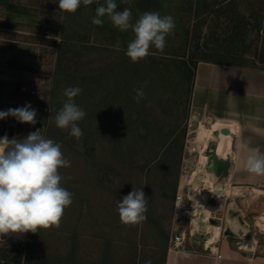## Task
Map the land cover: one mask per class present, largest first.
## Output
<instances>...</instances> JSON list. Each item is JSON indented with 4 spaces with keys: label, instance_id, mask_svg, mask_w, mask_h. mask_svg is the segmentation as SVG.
I'll list each match as a JSON object with an SVG mask.
<instances>
[{
    "label": "rangeland",
    "instance_id": "rangeland-1",
    "mask_svg": "<svg viewBox=\"0 0 264 264\" xmlns=\"http://www.w3.org/2000/svg\"><path fill=\"white\" fill-rule=\"evenodd\" d=\"M115 2L118 11L131 10L132 23L144 12L171 15L175 28L163 50L152 46L132 62L131 29L121 32L107 16L101 26L92 24L105 0L75 13L59 10L58 0H0V111L30 104L37 121L0 120V138L23 139L40 129L60 143L71 162L59 170L61 184L73 193L58 227L0 237V264H164L176 194L186 190L206 150L202 130L209 121L190 107L197 64L264 69V0ZM68 87L82 89L74 98L86 113L80 140L54 122ZM138 88L145 93L139 102ZM229 186L219 198L226 202L222 219L213 223L216 244L228 239L233 249L251 251L253 263L264 262V187ZM140 188L147 219L124 224L118 202ZM228 228L234 236L224 234Z\"/></svg>",
    "mask_w": 264,
    "mask_h": 264
},
{
    "label": "clouds",
    "instance_id": "clouds-1",
    "mask_svg": "<svg viewBox=\"0 0 264 264\" xmlns=\"http://www.w3.org/2000/svg\"><path fill=\"white\" fill-rule=\"evenodd\" d=\"M94 0H58L59 10L75 13L82 5H91ZM115 0H105V4L95 9L92 24L101 26L107 16L114 27L121 32L129 29L134 38L128 43L126 56L132 62H139L149 54L154 46L163 50L166 37L173 32L175 21L171 15L161 16L159 12H144L132 23V13L128 8L117 10ZM119 47V42L117 43ZM79 87L64 90L67 98L54 117L56 127L70 129V135L77 140L83 135L78 122L86 113L74 101L81 93ZM134 100L139 102L145 93L143 88L133 89ZM51 111V109H50ZM14 117L20 123L36 124V110L30 104L24 107L0 111V120ZM243 163L250 174L264 175V153L259 147L249 148ZM233 160L237 157L233 155ZM64 157L61 144L45 138L40 129L29 133L26 138H0V237L6 234L37 233L38 229L58 227L64 210L73 203V193L61 184L63 177L59 170L70 167ZM117 211L124 224H139L147 219V200L140 189H133L118 202ZM144 264H152L146 260Z\"/></svg>",
    "mask_w": 264,
    "mask_h": 264
},
{
    "label": "crops",
    "instance_id": "crops-1",
    "mask_svg": "<svg viewBox=\"0 0 264 264\" xmlns=\"http://www.w3.org/2000/svg\"><path fill=\"white\" fill-rule=\"evenodd\" d=\"M190 107L196 116L218 124L221 134L230 139V185L242 190L264 187V175L250 174L244 169L248 153L240 148L241 144H247L249 148L259 147L264 153V69L199 62L194 73ZM227 129L229 133L223 131ZM233 155L236 160L232 159ZM170 240L164 264H264L263 261L253 263L251 251L242 250L240 246L238 250L233 249L228 239L221 237L216 244L220 256L211 254L194 241L183 249L169 248Z\"/></svg>",
    "mask_w": 264,
    "mask_h": 264
},
{
    "label": "bare ground",
    "instance_id": "bare-ground-1",
    "mask_svg": "<svg viewBox=\"0 0 264 264\" xmlns=\"http://www.w3.org/2000/svg\"><path fill=\"white\" fill-rule=\"evenodd\" d=\"M202 140L206 144V150L201 152L198 168L192 173V190L195 194L193 195L192 193V195L196 197L194 200L195 204L197 203L199 197L198 191H201L200 193L202 199L206 198V193L208 191L213 192L216 196L225 197L228 196L230 187L228 180L223 182L217 177V174H215L212 169H208L209 161L211 159V157H209V153H213L218 160H231L230 139L221 134L218 124H214L212 121H209V125H205V128L202 130ZM206 159L207 161L204 163L203 160L205 161ZM196 209L197 210L193 215V219L195 221H199L201 225L205 222L206 227L204 231L206 234L209 233L205 239V245L208 247L212 246V249H216L215 238L217 236L215 232L218 229V224L208 222V219L211 217L209 209L200 207ZM22 235L23 234H8V236L16 237H22ZM252 240L253 242H256L255 238Z\"/></svg>",
    "mask_w": 264,
    "mask_h": 264
},
{
    "label": "built area",
    "instance_id": "built-area-1",
    "mask_svg": "<svg viewBox=\"0 0 264 264\" xmlns=\"http://www.w3.org/2000/svg\"><path fill=\"white\" fill-rule=\"evenodd\" d=\"M21 91L27 93L29 92V89L27 86H22ZM40 97L43 98V95ZM219 176L220 175H217L218 178ZM192 179L193 178L191 175V179H189L186 183V190L184 191L180 189L176 194L173 211L174 227L169 248L183 249L186 247V245H190L194 241L196 245H202L203 248L209 251L211 254L220 256L217 247V249L214 251L212 246L208 247L205 245V240L200 241L197 238V235L202 234L203 230L201 229V223L199 221H195L193 219V215L197 210L196 208H206L209 209L211 213V217L208 219V222L212 223L213 220H221L222 218L219 217V212L225 208L226 202L219 200L220 197L216 196L211 191H208L206 193V198L202 199L200 193L201 191H198L199 197L197 203L195 204L194 200L196 197L193 196L195 194L192 190Z\"/></svg>",
    "mask_w": 264,
    "mask_h": 264
},
{
    "label": "water",
    "instance_id": "water-1",
    "mask_svg": "<svg viewBox=\"0 0 264 264\" xmlns=\"http://www.w3.org/2000/svg\"><path fill=\"white\" fill-rule=\"evenodd\" d=\"M225 133H229V130H223ZM211 155V159L209 161V165H208V169H212V171L217 174V175H221L223 173V181L224 180H228L229 178V167H230V160H218L214 154H210ZM197 180V179H196ZM216 221H212V223H215ZM206 227V223H202L201 225V229L203 230V233L200 235H197V238L200 241H204L207 238V234L204 231ZM225 235H230V236H234V233L232 231L231 228L226 229Z\"/></svg>",
    "mask_w": 264,
    "mask_h": 264
},
{
    "label": "trees",
    "instance_id": "trees-1",
    "mask_svg": "<svg viewBox=\"0 0 264 264\" xmlns=\"http://www.w3.org/2000/svg\"><path fill=\"white\" fill-rule=\"evenodd\" d=\"M215 62V61H214ZM216 63H220V64H228V63H222V62H216ZM230 64V63H229Z\"/></svg>",
    "mask_w": 264,
    "mask_h": 264
}]
</instances>
